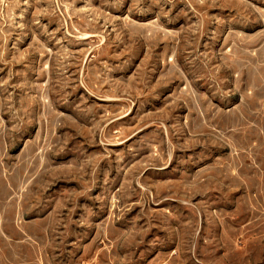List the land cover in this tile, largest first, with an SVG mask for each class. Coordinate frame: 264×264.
Returning <instances> with one entry per match:
<instances>
[{"label":"rangeland","instance_id":"1","mask_svg":"<svg viewBox=\"0 0 264 264\" xmlns=\"http://www.w3.org/2000/svg\"><path fill=\"white\" fill-rule=\"evenodd\" d=\"M0 264H264V0H0Z\"/></svg>","mask_w":264,"mask_h":264}]
</instances>
